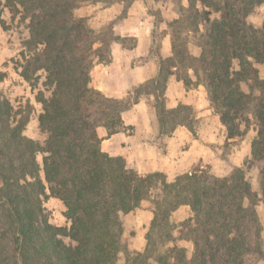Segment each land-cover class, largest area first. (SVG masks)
<instances>
[{
    "label": "trees",
    "instance_id": "16d2710c",
    "mask_svg": "<svg viewBox=\"0 0 264 264\" xmlns=\"http://www.w3.org/2000/svg\"><path fill=\"white\" fill-rule=\"evenodd\" d=\"M168 1L180 7V17L169 24L172 54L162 58L153 44L158 72L146 90L155 97L160 138L178 127L197 138L195 109L166 107L170 78L188 89L204 86L227 141L256 130L249 164L259 169L260 193L244 168L223 178L201 168L174 179L159 172L141 176L123 157L102 151L98 129L108 136L120 132L129 105L91 88V72L97 64L109 65L112 44L124 39L112 26L93 30L75 11L113 0H0V7L28 23L21 78L31 84L44 73L50 90L36 98L43 144L25 135L31 110H15L0 93V264H119L120 254L124 264H248L263 257L256 207L264 204V79L257 68L264 64V21L256 28L248 19L264 0ZM207 11L219 18L210 19ZM49 197L63 203L68 227L50 224L43 207ZM145 201L153 206L146 248L129 250L122 216ZM182 207L190 216L175 225L172 217ZM178 242L191 244L189 262Z\"/></svg>",
    "mask_w": 264,
    "mask_h": 264
},
{
    "label": "crops",
    "instance_id": "0c3cea01",
    "mask_svg": "<svg viewBox=\"0 0 264 264\" xmlns=\"http://www.w3.org/2000/svg\"><path fill=\"white\" fill-rule=\"evenodd\" d=\"M113 1V4L105 8L98 6L93 17L91 8H96L98 4L83 7L79 10L83 11L80 17L90 18L91 23L97 21L101 27L104 22L112 21L123 13V1ZM160 2L132 0L125 17L113 25V31L121 39H134L135 45L127 48L120 42H114L111 46L113 61L109 65L97 64L93 68L91 88L101 91L108 98L125 101L123 99L133 94L136 88L157 76L158 66L151 55L155 40V17L149 10L160 9ZM92 27L96 29L97 26ZM170 51V37L166 35L163 52L159 56L168 58L171 56ZM260 77L264 79V76ZM201 91L208 98L204 86L187 89L182 81L171 77L167 87L170 100H165L166 107L172 109L180 104L192 106L197 111L198 120L207 115L212 116L209 100H195L193 97V92L200 94ZM133 102L134 100L121 114L123 125L120 132L108 136L105 128L98 129L103 152L112 157H123L127 168L141 176L159 172L169 179L191 172V167L195 164L211 163L209 158L212 154L207 146L200 145V141L184 127H178L171 137L160 138L153 94H145L136 104ZM214 119L213 122H216V116Z\"/></svg>",
    "mask_w": 264,
    "mask_h": 264
},
{
    "label": "rangeland",
    "instance_id": "374dc122",
    "mask_svg": "<svg viewBox=\"0 0 264 264\" xmlns=\"http://www.w3.org/2000/svg\"><path fill=\"white\" fill-rule=\"evenodd\" d=\"M119 1H123V13L112 21L104 22L101 27L98 26L97 21L91 23L90 18L80 17L83 11L81 12L79 10L89 5L92 6L98 4L96 8H93V6L91 8V17H93L97 13L98 6L99 8L109 6L106 3L86 4L77 9L78 11H75V15L80 18H86L91 28L97 32L108 31L111 26L113 27L115 23L125 17L127 9L132 2V0ZM160 3V9L149 10V12L155 17L154 46L155 51L159 55L163 52V41L166 35H169L171 43L169 24L180 17L179 6L168 0H162ZM183 3L185 4V1ZM207 13L210 19L219 18L218 14L209 11H207ZM248 20L254 27H261L264 21V5L257 7ZM1 22L4 25L3 27ZM27 24V22L20 20L19 15L13 17V14H11L7 8L3 6L0 7V93L13 104L15 110L25 108L31 110L30 121L25 130V135L43 144L46 140V136L40 131L38 124V117L42 111V106L37 102L36 98L40 92L46 97L50 95V90L44 86L45 74L40 73L39 79L31 84L25 82L19 74V62L21 61L23 43L29 37ZM95 25L97 26L95 27L96 29L92 27ZM120 43L127 48H131L135 45V41L132 38H125ZM189 50L195 57H198L200 54V50L195 46V41L192 38H189ZM170 52L172 54V48ZM257 68L260 75L264 76V64ZM173 77L177 79L176 76ZM149 82L139 86L134 90L133 94L123 99L125 100L123 101L124 105H128L132 100H136L145 95L146 90L151 86V83ZM244 90H246V88H244ZM181 92L184 94L183 89ZM193 97L195 100H208L203 91H201L200 94L198 92H193ZM165 100H170L169 95H167V90L165 91ZM195 112L197 116V111L195 110ZM215 116L216 122H213ZM218 118L219 117L213 112L212 116L207 115L206 118L198 120L196 124L197 139L200 141V145L207 146L212 156L209 158L211 163L206 164V162H201L195 164L191 167V172L195 169L201 168L214 177L223 178L228 176L235 168H244L246 178L250 182L253 191L259 194V169L249 164L251 142L256 136V130L254 127H250L244 137L235 141H227L226 129L221 125ZM204 119H207V121H204ZM38 160L41 162V154L38 155ZM213 160L214 162H212ZM43 207L51 225L55 227H68L70 225L64 217L65 207L62 202L49 197L44 199ZM256 210L260 217L262 227V248L264 253V204L258 202ZM189 216V209L187 207H182L173 215L172 222L175 225H179L180 222L184 221ZM152 218L153 206L149 201H145L142 206L136 209L132 214L122 216L124 224V243L129 250L145 251L147 244L145 235L150 227ZM175 236H178L177 232H175ZM63 240L67 244L71 243L68 238H63ZM178 245L181 248L186 249V260L189 262L193 253L191 244L178 242ZM170 246H173V244H170ZM118 263L124 264V254H120ZM248 264H264V255L261 259H250Z\"/></svg>",
    "mask_w": 264,
    "mask_h": 264
}]
</instances>
